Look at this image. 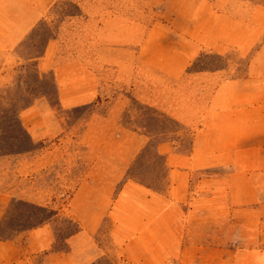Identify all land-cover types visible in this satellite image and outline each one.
<instances>
[{
    "label": "crops",
    "instance_id": "crops-1",
    "mask_svg": "<svg viewBox=\"0 0 264 264\" xmlns=\"http://www.w3.org/2000/svg\"><path fill=\"white\" fill-rule=\"evenodd\" d=\"M57 1L0 0V82L12 67L14 49ZM76 1L163 8L151 24L148 12L109 14L103 63L114 86L127 93L112 98L105 114L93 113L76 140H70L68 127L52 109L29 107L20 113L31 141H46L45 185L34 188V195L44 198L25 202L51 214L20 240H0V264H32L30 257L36 255H43V264H91L102 255L111 264H264V4ZM80 18L83 34L92 36L97 49L92 63L64 61L60 39L48 40L37 63L40 72L52 75L60 112L77 110L104 94L97 69L102 64L98 37L106 23L95 9L89 13L82 7ZM230 53L244 60L243 69ZM202 54L222 58L224 66L191 71ZM129 100L190 133L186 150H178V134L154 145L166 169L163 192L126 176L150 139L119 124ZM16 162L14 179L34 183L33 173L42 170L36 159L24 173ZM52 171L57 174L49 176ZM22 193L0 182V219ZM64 195L68 198L58 203L56 197ZM61 211L79 230L65 240L66 251H54L53 222ZM104 224L109 237L105 251L95 238Z\"/></svg>",
    "mask_w": 264,
    "mask_h": 264
},
{
    "label": "rangeland",
    "instance_id": "rangeland-1",
    "mask_svg": "<svg viewBox=\"0 0 264 264\" xmlns=\"http://www.w3.org/2000/svg\"><path fill=\"white\" fill-rule=\"evenodd\" d=\"M249 4L262 3L264 0H245ZM82 7L92 13L93 9L102 14V21L106 23L102 30L100 40V54L102 64L97 69L101 84L104 88L103 96L94 103L79 106L77 110L60 112L56 86L50 72L42 73L37 68V63L43 55V50L50 39H60L63 46L64 61L70 59L93 61L97 49L92 45V36L83 34L80 14ZM95 7V8H94ZM158 4H109L101 3L77 4L76 0H58L48 10L46 19L42 20L12 52L11 68L4 70L6 78L0 82V182L2 186L10 185L14 192H23L12 199L0 219V236L4 238L20 240L21 235L31 226H34L47 218L50 213L47 210L38 209V206L25 202L27 200L41 201L43 195H34V188L44 187L45 172V144L46 141L33 143L29 134L20 121V113L29 107L54 110V117L59 123L68 127L71 141L77 139L86 120L93 114L103 115L109 107V101L115 96L127 93L124 87H115L112 83V72L103 61L108 59L109 30L108 16L115 12H148L149 23L155 22L157 12L162 9ZM167 10V6L165 7ZM169 9V7H168ZM87 32V29L85 30ZM230 59L238 62L243 69L244 60L236 58L230 53ZM224 66V60L216 55L202 54L190 67L191 71L210 70ZM112 83L111 86L109 84ZM46 118L45 116L41 117ZM119 124L126 129H138L141 133L150 137L147 146L136 156L132 164L126 170V176L149 186L151 189L163 192L167 186L166 169L162 166V160L154 152V145L159 140H175L179 135L178 150H186L190 140V133L181 130L180 127L168 117L142 106L135 100H129L128 105L119 119ZM44 130V129H42ZM123 152L122 155H128ZM36 159L41 171L33 173L32 182L28 180L14 179L13 168L16 159L22 163V172H28L29 162ZM55 171L49 172V176H55ZM60 175V171L58 172ZM73 176L76 175L74 171ZM70 184V190L72 189ZM68 193V194H69ZM21 200H20V199ZM68 198V195L56 197L58 203ZM55 247L62 248L66 237L76 229L66 213L61 211L53 222ZM102 250L109 248L107 224L100 229L95 236ZM32 264H40L39 256L30 257ZM91 264H111L106 255L100 256Z\"/></svg>",
    "mask_w": 264,
    "mask_h": 264
},
{
    "label": "trees",
    "instance_id": "trees-1",
    "mask_svg": "<svg viewBox=\"0 0 264 264\" xmlns=\"http://www.w3.org/2000/svg\"><path fill=\"white\" fill-rule=\"evenodd\" d=\"M141 184H143V183H141ZM144 185V184H143ZM145 186H147V185H145ZM148 188H150L149 186H147ZM38 209H43V210H47V209H44V208H41V207H37ZM48 211V210H47ZM49 213H50V211H48ZM51 214V213H50ZM50 216V215H49ZM49 216L47 217V218H45L44 220H42L41 222H39L38 224H36V225H34V226H31V227H29L28 229H32V228H35V227H37V226H39V225H41L43 222H45L48 218H49ZM69 218V217H68ZM69 220L72 222V223H74L70 218H69ZM75 224V223H74ZM76 225V224H75ZM27 229V230H28ZM78 230H79V228H78V226L76 225V229L73 231V232H71L67 237H66V239L69 237V236H71V235H73V234H75L76 232H78ZM65 239V240H66ZM0 240H11V239H9V238H4V237H2V236H0ZM53 250L54 251H66L67 250V247H66V244H65V242H64V246L62 247V248H56L55 247V244H54V247H53ZM36 256H39L40 258H41V262H40V264H43V255H36ZM35 256V257H36Z\"/></svg>",
    "mask_w": 264,
    "mask_h": 264
}]
</instances>
